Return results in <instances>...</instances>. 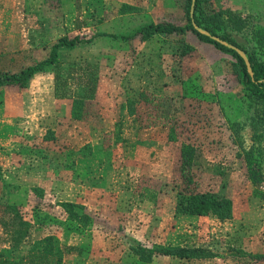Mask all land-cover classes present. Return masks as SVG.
<instances>
[{
    "label": "rangeland",
    "instance_id": "obj_1",
    "mask_svg": "<svg viewBox=\"0 0 264 264\" xmlns=\"http://www.w3.org/2000/svg\"><path fill=\"white\" fill-rule=\"evenodd\" d=\"M188 1L0 0V36H5L8 32L11 37L23 36L24 44L27 45L21 49L0 47V75L18 72L38 60L46 59L61 37L80 35L88 39L96 33L123 34L148 23L188 25ZM125 6H131L134 10L124 13ZM201 11L208 16L210 27L216 32L232 34L238 44L247 48L250 53L256 52L264 58V0H212L203 3ZM226 11L241 15L246 26L235 30L226 20ZM87 23L91 24L88 26ZM18 29L23 33H17ZM188 47L190 51H183L182 48ZM8 51L9 54H4ZM13 52L18 54L15 56ZM60 61L65 70L68 69V64L77 62H92L100 67L98 77L102 79L103 100L95 99L83 106L90 126L100 122L101 107H110L112 97L123 96L130 87L139 89L142 82L149 79L153 85L156 82L159 87L166 88L162 94L145 91L150 95L140 97L139 107L143 108L138 114L145 123L157 121V116L160 115L159 122L163 121L167 126L174 127V139L166 145L167 154L172 156L170 169L166 170L169 173L159 175L157 170H146L143 188L160 192L166 189L165 198L176 201L178 192L190 187L196 191L216 193L233 202V216L230 220L218 222L217 219L212 223H198L190 226H195L193 232H186L189 239H194L189 242L192 246L185 247H205L218 254L213 258L185 260V264H264V107H249L248 103H244L247 91L241 83V75L236 72L232 56L202 42L188 30L184 34L157 35L147 41L136 38L126 42L111 37H98L80 48L61 51ZM168 69L175 74V84L165 76ZM62 70L61 75L65 78L66 73L62 74ZM49 75L54 76V73ZM49 75L35 76L26 90L4 88L0 98V138L5 142L3 149L7 155L24 154L32 159L34 155L45 157L49 155V151H53L54 154L67 156L71 149L77 148V143H69L66 138H61L63 133H49L53 130H47L44 139H41L43 132L37 129L39 137L26 141L24 135H27V131L16 126L18 124L23 127L21 120L27 119L23 113L25 106L32 105L35 95H39L37 86L49 88ZM180 79L192 81L196 97L183 98ZM98 83L99 80L97 85ZM69 89L71 95H74L83 88L69 86ZM5 96L11 99L10 105H6ZM16 105L20 112L17 116ZM222 106L224 113L221 111ZM89 124L81 127L90 130ZM71 126L72 123L70 128ZM235 127L239 129L238 137L233 130ZM78 129L79 127L76 128ZM70 131L74 135V127ZM118 135V131L114 129L102 138L104 152L111 146L115 149L114 143ZM189 144L194 147V159L191 166L183 172L182 148ZM251 148H255L254 173L260 176L257 183L251 170L249 171L248 159L244 153ZM1 169L4 176L8 175V172H4V167ZM14 177L15 182H24L29 188L24 205L19 206L26 218H32L33 209L38 207L42 213L57 219L55 222L50 218L52 222L33 229L32 238L55 235L63 243L65 230L61 223L65 221L67 214L59 205L64 201L61 194H58L62 189L52 193V190L42 188L44 192L41 195L33 192L37 186H32L35 181L28 175H23L22 179L18 175ZM188 181H192L190 186ZM91 216L95 221L93 229L86 230L83 234L91 231H111L117 234L123 231L121 225L119 228H111L109 224L96 219L92 214ZM114 243L128 247L132 244L127 242V238L124 242L120 241L117 235ZM229 248L241 252L231 256ZM23 251L22 246L4 242L0 228V253L18 256Z\"/></svg>",
    "mask_w": 264,
    "mask_h": 264
},
{
    "label": "crops",
    "instance_id": "obj_2",
    "mask_svg": "<svg viewBox=\"0 0 264 264\" xmlns=\"http://www.w3.org/2000/svg\"><path fill=\"white\" fill-rule=\"evenodd\" d=\"M18 32L23 33L20 29L17 30ZM8 34L11 35L8 32L5 36H0L2 49H21L27 46L24 44L23 36L17 38ZM6 53L10 52L4 54ZM17 54L15 53V56ZM168 71L169 69L166 70V78L172 79L175 84V74ZM39 75H49V73ZM50 76L49 88L37 86L39 95H35L32 105L25 106L23 113L27 119L21 120L23 127L16 124L27 131V135H24L26 141L36 140L39 137L37 129L43 132L41 139H44L47 130H53L49 133L55 131L63 133L61 138H66V142L77 143L78 146L74 149L78 151L89 144L93 147H103L102 138L110 130L116 129L119 135L118 139H115L117 140L114 143L115 149L111 146L108 149L109 154L107 151L98 152L88 157L76 156L70 161L65 154L57 155L53 151H49L48 158L39 154L28 159L24 154L7 155L3 149L5 142L0 138V167H4V172H8L4 179L16 183L19 187V190L11 196L4 197L5 192L1 183L0 204L24 205L29 188L24 182H15L14 176L18 175L22 179L23 175H28L32 181H35L32 182L34 187L48 188L53 191L52 193L58 192L61 188L62 192L59 191L58 194H61L64 201L60 203L82 205L96 219L104 221L111 228H119L121 225L123 231L117 234L111 231H91L87 234L64 231V244L89 248L87 256L76 253L67 255L64 260L67 264H185V260L171 256H157L150 263L143 262L127 245L114 243L117 235L122 242L127 238V242H134L150 249L155 245L192 246L189 242L194 238L189 239L186 232L189 230L193 232L195 226H190L217 221L213 215L182 214L177 210V201L165 198L166 189L160 192L142 186L145 181L144 176H147L146 170H157L159 175L169 173L166 170L170 169L172 156L167 154L166 145L171 142V125L167 126L166 123H162L163 121L159 122L160 115L157 116V121L145 123L138 113L132 114L128 104V96L134 90L131 87L123 96H113L110 107H101L102 117L98 124L90 126L87 116L82 120H75L72 118L73 100L56 98L54 76ZM141 86L139 89L150 93L157 91L162 94L166 89L159 87L156 82L153 85L149 79L142 82ZM101 87L100 78L95 93V99L99 101L103 100L104 95ZM22 89L26 90V88ZM5 100L6 105L11 104L9 97ZM15 113L16 116L20 113L18 105L15 106ZM71 123L73 124L71 128L74 127V135L70 131ZM86 124H89L90 130L81 127ZM41 125L43 127L40 128ZM89 132L94 138L90 137ZM30 161L33 163L31 164ZM67 162L68 166L74 162L75 167L67 168ZM205 232L207 234V231Z\"/></svg>",
    "mask_w": 264,
    "mask_h": 264
},
{
    "label": "trees",
    "instance_id": "obj_3",
    "mask_svg": "<svg viewBox=\"0 0 264 264\" xmlns=\"http://www.w3.org/2000/svg\"><path fill=\"white\" fill-rule=\"evenodd\" d=\"M212 0H196L194 6V15L191 16L192 0L188 1L187 5V20L188 25L178 26L173 23H148L140 26H136L132 30L123 34L108 35L106 33H96L90 38L86 39L80 35L73 37H61L57 43H55L46 59L38 60L33 65L22 68L19 72H7L0 75V98L4 88L17 87L26 88L30 81L39 74L54 73L55 81V96L59 99H72L73 109L72 118L75 120H82L85 116L86 102L95 100V93L97 90V82L99 80L100 67L92 62L83 63H70L68 69H64L63 63L60 61L61 51H72L76 48H80L85 44H89L98 37H111L114 39H120L126 42L140 38L142 41H147L157 35H172V34H184L188 30H191L198 36L199 40L204 43L211 44L218 50L222 51L233 57L235 60L236 72L241 75V83L244 89L247 91L245 97L249 107L258 106L264 107V58L259 54L250 53L247 48L241 46L236 42L230 33L220 34L210 27V22L207 19L205 12L201 11L202 4L208 3ZM123 12L128 13L129 10H134L131 6L123 7ZM227 15L228 23L235 29L241 30L246 26L245 20L241 15H234L232 12H225ZM197 24L199 27L208 31L212 36H216L223 41H226L236 48L246 53L252 73H249L247 65L243 58L233 49H229L219 42L213 40L211 37L200 34L193 24ZM91 23H87L89 26ZM262 47L264 48V38L262 37ZM182 48L183 51H190L191 49ZM64 71H63V70ZM65 72L66 77L61 75ZM183 98H194L195 85H193L190 79L182 80ZM69 86L82 87L80 91L71 95ZM132 95L128 96L129 109L132 114H137L141 108L140 97L143 95H150L141 89H134L131 91ZM222 104V103H221ZM221 107V111L224 113L225 109ZM264 113V110H263ZM238 126V125H237ZM236 126V127H237ZM233 128L235 136L239 135V129ZM171 140L173 138L174 127L171 126ZM257 136V135H255ZM255 148L245 150V156L248 159V168L251 170L254 180L257 183L260 181L259 174L254 173V152ZM104 152L103 147H93L92 145H86L81 150L76 151L71 149L67 157H88L94 153ZM109 154V151H107ZM194 159V147L192 145H185L182 148L181 155V170L185 172L188 167L191 166ZM68 161V162H69ZM67 162V166H68ZM73 162L67 168H74ZM0 182L3 184L4 197L11 196L14 191L19 190L18 185L7 183L4 180V174L0 167ZM192 181H188L190 186ZM33 192H39L42 195L43 189L35 187ZM177 210L182 214L208 216L213 215L220 221L230 220L233 216V202L225 197H220L218 194L210 191H196L190 187L185 188L178 192L177 195ZM59 205L65 210L67 218L63 224L64 230L75 234H83L86 230L93 229L95 221L91 214H89L86 208L82 205L62 202ZM57 222V219L51 217L47 213H42L38 207L33 209L32 218H26L21 212V208L14 204H1L0 205V228L3 234V241L11 243L13 245H19L24 248V251L18 256H8L4 253H0V264H67L64 260L69 254H79L87 256L89 254L88 247L83 246L81 248L68 246L55 235H47L45 237L32 238V230L36 227H43L52 220ZM130 251L135 254L139 260L150 263L157 256H171L178 257L183 260H195L213 258L218 253H214L209 248L205 247H182V246H168V245H155L153 248H146L140 244L132 242L129 247ZM231 256L241 251L237 249L229 248Z\"/></svg>",
    "mask_w": 264,
    "mask_h": 264
},
{
    "label": "water",
    "instance_id": "obj_4",
    "mask_svg": "<svg viewBox=\"0 0 264 264\" xmlns=\"http://www.w3.org/2000/svg\"><path fill=\"white\" fill-rule=\"evenodd\" d=\"M195 2L196 0H192V9H191V16L194 15V6H195ZM195 29L202 35H205V36H208V37H211L213 40L219 42L220 44H222L223 46L229 48V49H233L235 50L242 58L243 60L245 61L246 65H247V68H248V71L249 73H252V70H251V65H250V62H249V59L246 55L245 52H243L242 50L236 48L235 46H233L232 44L226 42V41H223L221 40L220 38L216 37V36H212L208 31H206L205 29L199 27L197 24H193Z\"/></svg>",
    "mask_w": 264,
    "mask_h": 264
}]
</instances>
